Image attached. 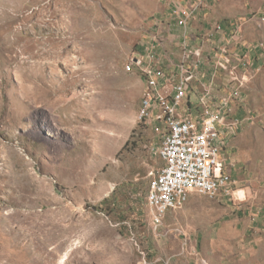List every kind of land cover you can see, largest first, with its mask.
Listing matches in <instances>:
<instances>
[{"label": "rangeland", "instance_id": "1", "mask_svg": "<svg viewBox=\"0 0 264 264\" xmlns=\"http://www.w3.org/2000/svg\"><path fill=\"white\" fill-rule=\"evenodd\" d=\"M171 4L0 0V264H169L190 245L202 264H264V65L234 100V195L153 220L159 137L127 63L161 44Z\"/></svg>", "mask_w": 264, "mask_h": 264}, {"label": "built area", "instance_id": "2", "mask_svg": "<svg viewBox=\"0 0 264 264\" xmlns=\"http://www.w3.org/2000/svg\"><path fill=\"white\" fill-rule=\"evenodd\" d=\"M178 23L187 26L204 6L205 0H195L186 4L183 0H172ZM225 34V27L219 23L215 32ZM158 37L148 43L145 52L133 56L127 64H133V70L145 72L150 79V90L139 110V122L148 123L155 119L164 127L162 144L158 149L160 156H165L161 167L165 172L161 194H153V220H158V227L172 206H164L162 213L154 212L156 199H174L183 202V191L193 188V193L206 195L213 199L234 195L235 180L228 171L226 135L222 129L228 124V116L234 111V100L239 98L241 88L251 76L250 61L241 58L237 62L220 59L216 69H223L231 74L236 82L234 89L221 96L214 111L199 114L197 117L185 115L181 110L195 78L192 63L199 65L203 55L202 48L193 46L189 38L181 44V60L178 79L173 83V93L163 90L167 71L162 66V59L157 52ZM262 67L258 66L257 71ZM159 111L154 115V108ZM250 120L251 117H248ZM155 178V170L150 172Z\"/></svg>", "mask_w": 264, "mask_h": 264}, {"label": "crops", "instance_id": "3", "mask_svg": "<svg viewBox=\"0 0 264 264\" xmlns=\"http://www.w3.org/2000/svg\"><path fill=\"white\" fill-rule=\"evenodd\" d=\"M183 1L191 4L195 0ZM171 12L172 18H175L174 4H171ZM219 23L224 25L225 34L215 32V27ZM161 32L162 42L158 47L167 71V77L163 80L166 84L163 90L167 93H173V83L178 79L181 44L184 38H189L193 46L202 48L203 55L200 64L195 65L191 62L195 78L181 108L185 115L191 117L214 111L221 96L227 94L226 91L234 89L236 85L231 74L223 69H216L218 60L226 59L237 62L241 58H246L251 63L252 73L257 71L258 66L264 65V0H205L204 6L187 26L180 25L178 21H170ZM242 106L236 107L234 103L235 110L229 114L228 124L222 126L227 139L226 151L233 149L231 143L234 142V137L231 134L233 127L244 118L243 110H238ZM159 109V107L154 108V115ZM148 126L159 137L158 147H153V154L157 157L163 139L157 130L160 123L152 119L148 122ZM163 165L164 161L159 155V162L154 169L160 171ZM177 251L173 253L166 250L165 253L169 254V264H179V262L181 264H202L199 256H204L199 252L196 255L191 245L179 246Z\"/></svg>", "mask_w": 264, "mask_h": 264}, {"label": "bare ground", "instance_id": "4", "mask_svg": "<svg viewBox=\"0 0 264 264\" xmlns=\"http://www.w3.org/2000/svg\"><path fill=\"white\" fill-rule=\"evenodd\" d=\"M143 74L147 79V87H146L144 96L142 98L141 106H142L143 102L146 100V96L150 90V79L147 78L145 72H143ZM138 119H139V113H138ZM161 158L165 164V156H161ZM162 181H165V172L161 168L160 171L158 172L157 180L152 185L150 192L148 194V202H149L151 208H153V194H161ZM192 194H193V188H186L183 191V202L182 201H175L174 202V199H156V203H154V212L155 213H162V208H164V206H172V209L183 208L189 202ZM156 222H157V226H158V220H156Z\"/></svg>", "mask_w": 264, "mask_h": 264}, {"label": "trees", "instance_id": "5", "mask_svg": "<svg viewBox=\"0 0 264 264\" xmlns=\"http://www.w3.org/2000/svg\"><path fill=\"white\" fill-rule=\"evenodd\" d=\"M141 126H143L142 124H141ZM128 144V143H127Z\"/></svg>", "mask_w": 264, "mask_h": 264}]
</instances>
